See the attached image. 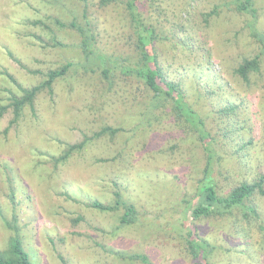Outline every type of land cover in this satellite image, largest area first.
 Returning <instances> with one entry per match:
<instances>
[{"label": "rangeland", "instance_id": "1", "mask_svg": "<svg viewBox=\"0 0 264 264\" xmlns=\"http://www.w3.org/2000/svg\"><path fill=\"white\" fill-rule=\"evenodd\" d=\"M123 1L0 0V214L15 213L34 264H193L194 239L215 246L210 264H264V194L245 199L249 209L193 217L209 138L136 76L103 77L84 60L77 31L61 24L88 19L101 51L130 61L136 50ZM253 1L255 16L230 0L138 3L164 36L154 45L165 78L210 134L218 196L260 177L264 186V0ZM257 53L259 69L243 80L235 68ZM66 62L14 120L12 95ZM74 143L81 145L67 158L52 159ZM115 192L134 206V222L119 226L121 203L90 205L114 204ZM10 234L0 215L3 254Z\"/></svg>", "mask_w": 264, "mask_h": 264}, {"label": "trees", "instance_id": "2", "mask_svg": "<svg viewBox=\"0 0 264 264\" xmlns=\"http://www.w3.org/2000/svg\"><path fill=\"white\" fill-rule=\"evenodd\" d=\"M146 3L148 0H144ZM237 11L255 16L256 9L253 0H230ZM107 0H101V4H106ZM139 0H124V8L129 18V27L133 31L134 47L136 56L132 60L119 59L112 55L101 51L96 45V36L92 32L90 22L88 19L85 22L79 23L76 20H71L68 23L61 22L62 25L74 28L79 34L80 41L79 48L84 55V60L88 63L95 64L102 70L103 77L109 78V75L114 71H119L128 75H134L141 79L158 101L169 100L176 111V113L189 125V127L198 132L200 139L209 138L203 145L206 152V160L202 170L201 176L197 180V186L194 193L195 203L191 208L192 216L197 218L210 214L212 212L223 213L231 210L235 206H243L244 208H251L245 206L243 201L249 198L254 192L264 194L263 177L258 178L253 182H244L234 187L227 195L218 196L215 191L214 177L212 176L214 170V156L215 151L210 145L212 140L210 134L206 131L205 123L202 115L187 101L183 90L180 86L165 78L163 71L158 63L157 48H155L156 40L164 38L162 34L156 31V28L145 19L139 9ZM86 12V8H84ZM217 13L214 8L206 13L209 17L211 14ZM86 16H84L85 18ZM264 40V39H263ZM71 62H66L60 68L51 69L46 72L45 79L30 87H21V94L12 95V113L14 120L19 117L20 110L24 105H32L33 99L37 92L47 87L51 89V83L57 77L64 75L66 69ZM89 65V64H88ZM259 69V53L245 57L235 68L236 73L243 79L247 80L248 74L251 71ZM10 76V75H9ZM11 78V76H10ZM81 144H69L64 152L52 159L56 162L62 161L74 149L80 147ZM117 199L114 204H105L98 200H93L91 206L100 210L114 209L118 204H122L124 211L119 219V226L128 225L136 220L135 209L131 203L119 199L118 192H115ZM10 200L13 204L14 197L10 193ZM13 208V206H11ZM4 225L11 230L8 237L7 250L3 254L0 252V264H34L29 256L28 251L22 244V239L19 234L17 225V217L13 212L9 220L4 215L0 214ZM194 239V238H193ZM189 253L193 258V264H210L208 255L212 252V246L206 239L189 241ZM114 254L124 257L122 251H113ZM134 257L142 259L147 262V258L142 254H137Z\"/></svg>", "mask_w": 264, "mask_h": 264}]
</instances>
